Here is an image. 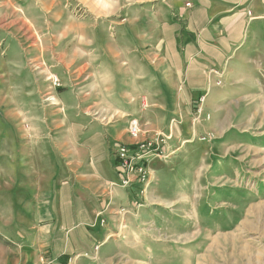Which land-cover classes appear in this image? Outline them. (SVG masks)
<instances>
[{
	"label": "rangeland",
	"instance_id": "obj_1",
	"mask_svg": "<svg viewBox=\"0 0 264 264\" xmlns=\"http://www.w3.org/2000/svg\"><path fill=\"white\" fill-rule=\"evenodd\" d=\"M166 1L0 0V264L46 263L59 173L85 130L77 120L141 115L137 79L157 83L153 14ZM239 73L212 69L214 91L191 111L194 133L210 142L195 192L154 204L153 215L140 194L88 264H264V78ZM141 127L162 147L173 137Z\"/></svg>",
	"mask_w": 264,
	"mask_h": 264
},
{
	"label": "crops",
	"instance_id": "obj_2",
	"mask_svg": "<svg viewBox=\"0 0 264 264\" xmlns=\"http://www.w3.org/2000/svg\"><path fill=\"white\" fill-rule=\"evenodd\" d=\"M153 17L160 35L154 39L150 64L155 70L150 79L157 83L149 89L146 77L137 79L138 93L144 96L141 115L110 126L77 120L75 127L85 130L78 138V152L65 160L59 173L58 219L48 227L45 264L92 262L109 228L120 219V208L141 207L136 205L142 200L140 194H149L144 206L150 215L156 203L183 204L195 192L193 177L209 163L210 142L194 133L191 111L201 94L214 91L211 70L218 74L220 68L234 67L238 72L239 67L240 79L261 82L264 78V54L258 49L264 48V0H167L155 7ZM140 28L146 32V27ZM146 95L151 97L150 107ZM134 118L150 135L163 129L171 137L174 131L168 146L161 148L170 156L150 159L152 182L146 187L137 181L123 186L117 168V146L136 142L128 133ZM147 134L143 131L141 138Z\"/></svg>",
	"mask_w": 264,
	"mask_h": 264
},
{
	"label": "built area",
	"instance_id": "obj_3",
	"mask_svg": "<svg viewBox=\"0 0 264 264\" xmlns=\"http://www.w3.org/2000/svg\"><path fill=\"white\" fill-rule=\"evenodd\" d=\"M187 5H190L188 3ZM128 133L133 139H139L133 145L119 144L117 146L118 171L122 177V185L129 186L137 181L146 186L151 183V173L148 169L149 160L157 155H162V146L149 138H141L143 130L138 119H131ZM165 136L169 138L170 136Z\"/></svg>",
	"mask_w": 264,
	"mask_h": 264
}]
</instances>
